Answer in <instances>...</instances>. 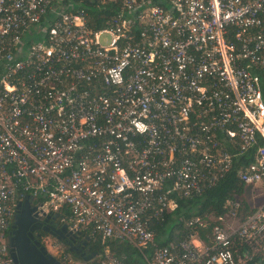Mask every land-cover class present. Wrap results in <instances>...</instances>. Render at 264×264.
<instances>
[{
  "label": "built area",
  "instance_id": "obj_1",
  "mask_svg": "<svg viewBox=\"0 0 264 264\" xmlns=\"http://www.w3.org/2000/svg\"><path fill=\"white\" fill-rule=\"evenodd\" d=\"M88 1L0 0V264L25 196L143 264L264 257V0ZM237 163L263 198L251 214L230 202L187 221L186 239L154 242L151 221ZM208 225L207 243L196 230ZM90 263L124 264L108 252Z\"/></svg>",
  "mask_w": 264,
  "mask_h": 264
},
{
  "label": "trees",
  "instance_id": "obj_2",
  "mask_svg": "<svg viewBox=\"0 0 264 264\" xmlns=\"http://www.w3.org/2000/svg\"><path fill=\"white\" fill-rule=\"evenodd\" d=\"M262 34L264 36V28L262 29ZM262 97L264 100V90ZM237 169L238 163L222 179L217 181L214 186L203 191L200 197L190 200L179 199L176 202V207L163 215L162 221H151L149 228L154 233V242L159 246H166L171 243H176L181 239H186L192 233V229L185 225L187 221L193 218L205 220L208 216H212L215 219L222 217L227 213V207L225 205L230 202L239 203V210L241 211V215L239 216L240 220L251 214L258 204L253 207L247 205L244 198L243 184L236 176ZM41 201L40 199H35L36 204ZM56 214L60 219H64L67 213L61 212ZM196 231L200 240L209 242V240L205 239L209 231V225L205 229L198 228ZM79 238L86 241L89 247L88 254H93L91 259L103 252H108L120 259L124 264H143L136 250L126 243L107 241L100 244L98 241H91L86 239V237L79 236ZM62 249L64 253L73 258L72 254L68 253L65 248L62 247ZM76 261L82 264H93L90 263V260L83 262L78 259ZM247 264H264V257H255Z\"/></svg>",
  "mask_w": 264,
  "mask_h": 264
},
{
  "label": "water",
  "instance_id": "obj_3",
  "mask_svg": "<svg viewBox=\"0 0 264 264\" xmlns=\"http://www.w3.org/2000/svg\"><path fill=\"white\" fill-rule=\"evenodd\" d=\"M88 3L92 1L89 0ZM37 208L35 199L28 196L15 203L13 220L7 238L8 253L12 264H59L33 236V232L38 231L48 234L57 242H63L67 246V252L72 254L74 259H80L83 262L91 259L93 254L78 255L71 246L79 239L78 235L67 231L64 224L57 229L52 226L54 220L60 219L57 214H44ZM40 218L44 220L39 222ZM48 220H50L49 224L43 226L42 223ZM84 243H86L85 240Z\"/></svg>",
  "mask_w": 264,
  "mask_h": 264
},
{
  "label": "flooded vegetation",
  "instance_id": "obj_4",
  "mask_svg": "<svg viewBox=\"0 0 264 264\" xmlns=\"http://www.w3.org/2000/svg\"><path fill=\"white\" fill-rule=\"evenodd\" d=\"M43 220H44L43 218L38 219L39 222H42ZM49 222H50V220L46 221L45 223H42V225L46 226L47 224H49ZM62 224L65 225V223L61 219H57V220L53 221L52 226L55 229H57ZM9 232H10V229L8 231V234H9ZM33 236L35 237L36 240H39L40 242L42 241V239L44 237H49L51 239H54L51 236H49L48 234L40 232V231L33 232ZM57 243L61 247L65 248L67 250V246L63 242H57ZM71 246L77 251L78 255L83 254V256H84V255H87L88 252H89V247H88V245L86 243H84V240L82 238L77 239L73 244H71Z\"/></svg>",
  "mask_w": 264,
  "mask_h": 264
},
{
  "label": "rangeland",
  "instance_id": "obj_5",
  "mask_svg": "<svg viewBox=\"0 0 264 264\" xmlns=\"http://www.w3.org/2000/svg\"><path fill=\"white\" fill-rule=\"evenodd\" d=\"M251 191H254L253 189H252V187L251 186H247L245 189H244V195H245V197L246 198H250V204H251V206H252V203L253 202H256V204H259V202L261 201V199H257L256 197V195H258V193H257V189H255V191L254 192H252L251 194H250V192ZM256 198V199H255ZM255 199V200H254ZM255 205V204H254ZM54 239H51V238H49V237H44L43 239H42V242H46V243H54ZM56 242V241H55Z\"/></svg>",
  "mask_w": 264,
  "mask_h": 264
},
{
  "label": "crops",
  "instance_id": "obj_6",
  "mask_svg": "<svg viewBox=\"0 0 264 264\" xmlns=\"http://www.w3.org/2000/svg\"><path fill=\"white\" fill-rule=\"evenodd\" d=\"M244 198H245V201H246V202H250V198H249V199H248V198H246V197H245V195H244ZM258 198H259V199H261V201L263 200V198H262V197H258ZM258 198H257V199H258ZM261 201H260V202H261ZM260 202H259V203H260ZM254 204L256 205V203H255V202H254ZM255 205H254V206H255ZM257 206H258V205H257Z\"/></svg>",
  "mask_w": 264,
  "mask_h": 264
}]
</instances>
